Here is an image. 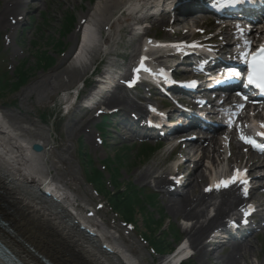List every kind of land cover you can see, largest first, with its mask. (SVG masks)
Listing matches in <instances>:
<instances>
[{
	"label": "rangeland",
	"instance_id": "1",
	"mask_svg": "<svg viewBox=\"0 0 264 264\" xmlns=\"http://www.w3.org/2000/svg\"><path fill=\"white\" fill-rule=\"evenodd\" d=\"M16 1L0 0V48L3 53L0 68L6 69L9 73L7 79L9 84L17 79L18 68H27L30 76L17 91L10 88L1 89L0 106L11 124L24 128L30 136L42 139L44 161L42 160L41 164L51 173L54 185L62 190L64 197L82 212L89 210L100 229H104L116 244L127 249L138 264H165L164 257L154 253L148 245L150 233L153 236L164 235L167 244L170 245L167 250L175 246L176 249L184 242L192 253L187 260L189 264H228L226 259L233 253L234 246L244 245H247V250L241 253L236 264H264V228H260L258 222L264 217V179L262 181L255 179L257 183L253 184L256 188L250 194V201L257 204L258 211L251 222L256 223L258 232L254 235L247 233L244 240L234 238L223 240L225 233L222 232L219 239L222 242L215 246L214 254L212 255L214 248L208 246V255L201 258L186 233L188 222L180 216L176 217L169 209L170 200L190 193L192 186L187 184L166 193L165 189L155 185V181H144L140 178V173L147 170L156 174L169 171L167 178H174V174L171 173H176V162H182L186 153L193 151L194 148H191V145L187 148L179 147L170 154L171 147L166 142L159 144L157 139L144 141V145H149L146 148L134 137L128 138L123 135L125 139L122 140L112 128L116 126V119H113L112 127L107 128L104 134H99L96 129L107 112L120 108L104 105L112 92L129 97L130 106L123 114L127 118L132 119L130 114L138 107L147 106V102L139 96L140 91L125 90L123 81L129 79L132 66L139 58L137 53L141 43L147 36L174 37L171 30L179 28V25L169 23L171 13H160L148 19L142 26L144 30H141V37L136 40H132L130 32L129 25L133 21L128 19L129 11H124L121 15L116 14L117 20L113 26L99 25L97 31L98 43L99 37H103L104 40L108 36L112 37L109 47L101 50L96 44L92 45L79 61L74 54L81 39L79 29L86 20H90L89 11L93 9L97 0H24L21 6L16 5ZM8 3L10 6L14 4L12 6L14 9L12 12L7 9L5 13L4 9L8 8ZM2 17L5 18V22H1ZM162 17H165L166 24L162 23ZM71 18H74L73 27L66 32L63 24L65 20ZM203 27L205 25L201 26ZM57 41L62 42L61 47H57ZM44 50L54 58V62L48 67L39 63V57ZM135 57L136 60H133ZM112 60L118 65L114 68V82L111 84L120 85V88L113 87L107 92L108 88L103 86L96 96H92L91 102L82 101L93 87H98L102 73L108 69ZM16 66L17 70L13 73ZM74 69L79 73L71 77ZM76 90H80V96L74 102ZM61 98H64V107L59 105ZM154 105L156 106L155 103ZM123 131L119 130L118 133ZM233 150L240 156L235 157L234 161L244 162L247 152L239 144L233 146ZM109 158L115 159L116 162H108ZM88 159L92 162L87 163ZM263 159L264 157L260 159L263 169L262 166L255 165L252 171L254 176L264 174ZM108 164L120 166L118 181L122 188L133 185L149 196L151 205L143 212L136 209L131 221H128L122 212L114 211L109 196L89 181L91 167L99 168L103 172L104 189L115 191L109 181L111 175ZM188 165L192 167V162ZM201 166L197 169L199 172L207 168L204 164ZM190 169L188 168V171ZM205 185L203 183L198 189L199 193L208 189ZM177 188L179 189L176 191ZM219 195H212L210 200L212 199L213 203L219 201ZM250 201L239 207V210L232 211L230 216L242 217L244 207ZM1 205L3 208L0 209H6L5 205L0 203ZM0 212L9 220L6 212L2 210ZM207 213L209 215L214 213L213 206L207 209ZM230 216L226 221L231 218ZM191 223L189 221V226ZM3 234L5 233L0 230V238L16 251L4 237L6 234ZM256 235L258 236L255 238ZM13 239L20 240L15 237ZM18 243L23 250L33 253L40 262L47 264L40 258L46 256L52 263L59 264L49 255L37 253V249L29 242Z\"/></svg>",
	"mask_w": 264,
	"mask_h": 264
},
{
	"label": "bare ground",
	"instance_id": "2",
	"mask_svg": "<svg viewBox=\"0 0 264 264\" xmlns=\"http://www.w3.org/2000/svg\"><path fill=\"white\" fill-rule=\"evenodd\" d=\"M178 1L97 0L93 9L89 11L90 20H86L83 26H80L81 39L74 52L76 60L81 61L92 45L96 44L101 50L109 47V44L112 43V37L108 36L105 40L103 37H99L100 43H98L97 31L99 25L113 26L117 20L116 14L120 13L121 15L124 11H129L128 19L133 21L129 25L130 32H132V40H136L141 37V30H144L142 26L148 19L156 17L160 13L175 12L176 9H173V6ZM23 2L24 0H17L15 4L21 6ZM12 6L14 4L10 6L8 3V8L4 11L8 9L7 11L12 12L14 9ZM197 17L200 16H195L192 20ZM1 22H5V18L2 17ZM163 22H165V17H162ZM175 24L179 27L182 26L179 28L180 30H187L188 28L187 32L184 33L185 40L191 37L192 24H190V21L177 19ZM152 38L147 36L141 43L142 48L137 53L139 59L142 54L149 59L144 63L145 66H148L155 55L160 54L158 49L170 48L169 46H159L161 44L156 45L158 43ZM224 40L226 39L224 38ZM162 57L158 55L157 58L161 59ZM133 60H136V57ZM117 65L113 60L110 61L108 69L101 75L99 88L107 87V92H110L113 87L120 88V85L113 86L111 84L114 82V68ZM203 65L210 66L206 62ZM78 73L79 71L74 69L70 76L73 77L74 74ZM95 89L98 88L95 87L93 93H98L99 91ZM93 93L86 98V102L92 100V96H96ZM104 105L120 106V108L118 107L119 111H125L130 106L129 97L112 92ZM148 110L146 106L137 108L139 113L146 112L145 115L148 117H154V113ZM215 141L216 144H219L217 139ZM33 143L43 145L42 139L30 136L24 128L11 124L7 120L5 111L0 106V203L6 207V209L0 210L6 212L12 228L9 229L10 233L5 230L6 236L4 237L15 247L16 251H14L18 256L26 264H44L29 250H23L20 247L21 245L18 242L26 241L37 249V253L41 252L49 255L53 258L52 260L59 264H138L127 249L116 244L105 233L104 229H100V226L92 219L89 210L85 213L82 212L74 203L69 202L64 197L62 190L54 185L51 173L45 170L43 164H41L42 160L44 161V152H34L31 148ZM189 145H191V148L195 147L192 142H189L187 146ZM213 152L216 155L213 154L212 159L206 153H202V156L197 159L193 151L187 152L185 161L182 163L176 162V173H171L174 174V178L179 179L167 178L168 173L170 174L169 171H164L162 174L150 173L149 170L140 173L142 180L155 181V185L165 189L166 193L173 192L176 187H185L187 184L192 186L190 193L170 200L169 209L176 217L180 216L188 222L186 233L189 236L191 245L196 248V252L201 258L208 255V246L214 248L212 250L213 255L215 246L222 242V240H219L221 238L219 232L214 237L211 236L213 229L225 227L227 225L226 218L230 216V213L239 210V207L249 201V198L245 197L237 185L223 189L215 187L220 180L218 177L227 173V171L226 166L219 164L222 155L220 151L215 148ZM250 157L257 156L253 153ZM208 158L209 160L206 161ZM260 159L258 157L257 162L250 164L248 158L247 165L250 166L251 171H253L255 165H263ZM189 162H192V167L188 165ZM203 164L207 168L199 172L197 169L202 167ZM188 168L191 169L188 171ZM193 179L195 181H192ZM203 183L211 185L209 186L211 191L203 190L199 193L198 189L202 187ZM39 189L43 190L48 197L46 198ZM215 194H220V199L213 203L210 198ZM212 206L214 213L209 215L207 209ZM0 208H3V206L1 205ZM189 221L192 222L190 226ZM82 227L88 228L92 234H86ZM250 228L251 226H248L246 229L249 230ZM233 232L240 234L242 231L236 230ZM13 237L20 240L13 239ZM222 239L226 240L225 238ZM246 246H234L233 253L227 257L226 262L228 264L238 263V257L247 250ZM189 249L187 248L183 252H175L166 256L164 260L167 264H178L177 258L181 253L182 255L188 253Z\"/></svg>",
	"mask_w": 264,
	"mask_h": 264
},
{
	"label": "trees",
	"instance_id": "3",
	"mask_svg": "<svg viewBox=\"0 0 264 264\" xmlns=\"http://www.w3.org/2000/svg\"><path fill=\"white\" fill-rule=\"evenodd\" d=\"M73 19L71 18L69 20H65V24H63V28L66 32H69L70 29L73 27ZM57 47L62 46V42L57 41L56 43ZM1 60V57H0ZM54 62V58L48 54L47 51H43L41 56L39 57V63L41 65H45V67L50 66ZM1 69V68H0ZM29 73L27 68H19L18 69V75L17 79L14 83H8V73L7 70L1 69L0 70V90L5 88H10L12 91H17L24 83L27 82L29 78ZM107 125V118L105 121L102 122V124L99 125V128L101 130H105ZM146 148V147H144ZM147 150V149H145ZM86 155V153L84 154ZM119 159V156H118ZM111 161L112 163L116 162L115 159H108V162ZM92 161L90 159L87 160V163H91ZM107 163V159L105 160ZM108 168L110 171L111 179L110 183L115 189V191L104 189L105 184L103 183V172L99 168L91 167V171H89V181L93 184L97 185L99 190L101 192H105L106 196H109V200L111 202V206L115 211H120L125 216V218L128 221H131L135 216V210H139L140 212H143L146 210L147 206L151 205V202H149V196L145 193H143L140 189L137 187H134L133 185H127L124 188H122L121 185H119V171L120 166L115 167V165L108 164ZM107 190V191H106ZM151 245L156 249L157 252H165L167 251V248L170 247V245L167 244L166 237L164 235L160 236H153L152 233H150V239ZM173 248V247H172ZM189 264V263H184Z\"/></svg>",
	"mask_w": 264,
	"mask_h": 264
},
{
	"label": "snow or ice",
	"instance_id": "4",
	"mask_svg": "<svg viewBox=\"0 0 264 264\" xmlns=\"http://www.w3.org/2000/svg\"><path fill=\"white\" fill-rule=\"evenodd\" d=\"M241 2H244V0H231V3H233V4H237V3H241ZM253 67L256 68L257 66L254 64ZM259 67H260L261 75L259 77L255 76V75H249L248 76V83L255 85L259 89H264V48L260 49V65H259ZM130 86H131V84H130ZM261 135H264V133H261ZM246 142L251 143V144H255V141H252V140H246ZM256 146L260 147L259 145H256ZM262 150H264V149H262ZM240 178H241V173L237 169V170H235L234 176L230 180L221 181L220 184L217 185V187H220V186L227 187L229 184L235 183ZM243 182L247 183V180L245 179ZM205 191H211V188L205 189Z\"/></svg>",
	"mask_w": 264,
	"mask_h": 264
},
{
	"label": "water",
	"instance_id": "5",
	"mask_svg": "<svg viewBox=\"0 0 264 264\" xmlns=\"http://www.w3.org/2000/svg\"><path fill=\"white\" fill-rule=\"evenodd\" d=\"M42 149H43L42 146H41L40 144H38V143H35V144L33 145V150L36 151V152H41ZM85 232H88L89 235L92 234V233L89 232L88 230L85 231ZM91 237H92V236H91ZM91 240H92V239H91Z\"/></svg>",
	"mask_w": 264,
	"mask_h": 264
}]
</instances>
